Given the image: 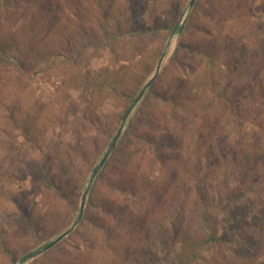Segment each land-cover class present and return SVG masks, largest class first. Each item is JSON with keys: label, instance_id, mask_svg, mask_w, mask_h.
<instances>
[{"label": "rangeland", "instance_id": "1", "mask_svg": "<svg viewBox=\"0 0 264 264\" xmlns=\"http://www.w3.org/2000/svg\"><path fill=\"white\" fill-rule=\"evenodd\" d=\"M190 2L0 0V264L50 252L46 264H178L186 232L201 237L189 264H264V0ZM187 25L194 51L174 61ZM151 51L159 61L138 85ZM164 52L125 122L133 104L117 94L144 91ZM211 54L224 74L216 90Z\"/></svg>", "mask_w": 264, "mask_h": 264}, {"label": "trees", "instance_id": "2", "mask_svg": "<svg viewBox=\"0 0 264 264\" xmlns=\"http://www.w3.org/2000/svg\"><path fill=\"white\" fill-rule=\"evenodd\" d=\"M99 9L105 10V8L103 9L102 6H99ZM180 31H181V35H182L181 37H182L183 42H181L179 48L176 51L175 59H173L174 61H178V58L180 57V51H181L182 47H186L190 51H194L192 44L186 42V39L188 38L189 31H190V25H187L185 30L182 31V29H181ZM132 32L134 34H136V36L139 35L135 30L132 31ZM244 53H245V49H244V47H242L241 56L244 55ZM207 56L210 57V54L207 55ZM211 57H213V58H211L212 60L208 59L207 74L210 77V84L209 85L214 87V89L216 90L215 86L219 85L218 84V78H219V76H223L224 74H223L220 66L219 67L217 66V63H216V60H215L216 58L214 56H212V54H211ZM232 57H233L232 58V65H231V59L229 60V62L227 64H225L227 66V71H224L226 76H229L228 72L231 71L232 66L236 65V63L238 61V60H236V56L235 55L232 56ZM159 58H160V54L159 53H155V52L151 51V54H148V56L145 57L142 60V64L139 66V77L140 78L138 79V83H137L138 85H142L143 86V84L147 81L148 76L155 70L156 65H157V63L159 61ZM137 84L136 85L135 84H131V86L129 87L131 89L127 90V91H124V94L123 93L117 94V97H120L121 99H124V101L128 102V108L131 107V104H133V102L136 100V96L143 92L140 89L141 86L138 87ZM115 87L117 89V85ZM215 90H214V92H216ZM140 91H142V92H140ZM149 94L150 95L153 94L160 101L169 102L173 106H178L179 104L182 105V106L186 105L185 102H183L184 99L170 100V99L164 98L154 88L150 89ZM209 96H210V94H209ZM224 97L225 96H222V100H223ZM219 101H221V100H219ZM225 102H228L227 97L225 98ZM198 104H200V103H198ZM197 107H199V106H197ZM125 112H127V110ZM134 126H135V121H132L131 125H130V130L131 131L134 130V128H135ZM140 138L142 139L144 137L142 136ZM146 142L148 144H151L150 140H146ZM47 180H50V179L47 178ZM142 183H143L142 187L146 188L149 185V180L145 179ZM95 184H96V182H95ZM95 186H98V185L96 184ZM118 189L119 190H116V191L121 192V194H124V192L126 191V188H124V186H122V188H118ZM92 190H93V192L96 193V187H94ZM177 190H178V188L176 187V188H173V190L171 189L170 191H168V198H172L175 195V193L177 192ZM151 192L155 193L154 191H151ZM74 193H78L79 195H81V193H82V185H75ZM99 205H100V203H99ZM100 209H102V210L105 209L102 204H101V208ZM195 213H196L197 220H198L197 221L198 228H200V230H201V224L205 225V218H204L203 215H201V205L200 204H198V206L196 207ZM236 221H237V217L236 216L226 220L225 223H227V224L223 228L224 231L227 230L229 226H233ZM246 227H247V224H245L243 226H241L239 224V225H236V227L233 228V229H235L237 231V233H241V232H245L246 231ZM173 229H174L173 230V232H174L173 239L175 240L176 239L175 238L176 237V233H177L176 225L174 226ZM184 237H186V238H183V239L180 238V240L182 241V246L181 247L183 248V250L185 252V256H183V257L180 256L179 261H177L178 264H189L190 259H189L188 252L190 251V253H192V252L196 253V252L201 250V237L200 236L197 235V236H194L193 238L190 237L191 242H190L189 238H187L188 237L187 236V232L184 233ZM207 237H208V240H210V241L211 240H215L216 239V230H214L213 228H210L209 232L207 233ZM50 254H52V253L50 252L48 254H45L42 257V260H43L42 263L43 264H46L49 261Z\"/></svg>", "mask_w": 264, "mask_h": 264}, {"label": "water", "instance_id": "3", "mask_svg": "<svg viewBox=\"0 0 264 264\" xmlns=\"http://www.w3.org/2000/svg\"><path fill=\"white\" fill-rule=\"evenodd\" d=\"M195 1L196 0H191V2L189 3V6H188V9H192L194 4H195ZM165 55H166V52L163 53L162 57H161V60L157 66V70L155 72V75L151 78V80L146 84L145 88H144V91L136 98V100L134 101L132 107L128 110V112L126 113L125 115V122L128 120L129 116H130V113L132 112V110L135 108V106L140 102V100L143 98L144 94L146 93V91L151 87L153 81L155 80V77L157 76V73L158 71L160 70L161 68V65H162V62L165 58ZM124 126H125V123H123L117 133V135L115 136L114 138V141L113 143L110 145V148L108 150V152L105 154V156L101 159V161L99 162V164L95 167L94 169V175L96 176L97 173L99 172V170L102 168V166L104 165V163L106 162L108 156H109V151L115 147L117 141L119 140L121 134H122V131L124 129ZM87 194L88 192L86 191L84 194H83V199H82V204H81V209H80V214H79V219H81L83 217V212H84V208H85V201H86V197H87ZM73 231V228H70L69 230H67L66 232L62 233L60 236H58L55 240H53L51 243L45 245V246H42L40 249L34 251V252H31L29 255H28V258H32V257H35L36 255H39L51 248H53L56 244H58L61 240H63L65 237H67L71 232Z\"/></svg>", "mask_w": 264, "mask_h": 264}]
</instances>
